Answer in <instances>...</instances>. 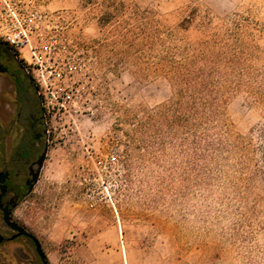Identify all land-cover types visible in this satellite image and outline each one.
<instances>
[{
  "label": "rangeland",
  "instance_id": "1",
  "mask_svg": "<svg viewBox=\"0 0 264 264\" xmlns=\"http://www.w3.org/2000/svg\"><path fill=\"white\" fill-rule=\"evenodd\" d=\"M5 2L43 15L22 52L36 91L3 62L46 132L38 180L12 217L47 264H264V0ZM135 9L150 12L152 46L130 32ZM168 48L175 62L197 49L212 68L218 127L235 145L218 164L229 181L199 186L155 116L175 97ZM0 264L41 261L22 239L0 245Z\"/></svg>",
  "mask_w": 264,
  "mask_h": 264
},
{
  "label": "trees",
  "instance_id": "2",
  "mask_svg": "<svg viewBox=\"0 0 264 264\" xmlns=\"http://www.w3.org/2000/svg\"><path fill=\"white\" fill-rule=\"evenodd\" d=\"M125 9L121 4L120 10L124 12ZM148 14L150 12L147 10H133L132 19L135 25L130 32L135 38L146 40L147 43L150 41L152 46L159 38L156 28L143 35V28L149 24L145 22ZM122 37L125 39L126 36L122 34ZM135 45L133 42L132 46ZM172 52L170 48L167 49L171 60H168L163 69L174 87L175 97L169 104L161 107L155 116L171 128L170 147L186 159L187 170L191 175L195 173L196 182L207 189L214 185L216 179L229 181L218 164L229 159L235 145L218 127V98L214 96L216 82L212 77V68H208L210 71L204 69L208 67L205 63L199 66L200 56L197 49L196 52L184 56L180 62L172 59V55H169ZM257 171V174L264 175Z\"/></svg>",
  "mask_w": 264,
  "mask_h": 264
},
{
  "label": "flooded vegetation",
  "instance_id": "3",
  "mask_svg": "<svg viewBox=\"0 0 264 264\" xmlns=\"http://www.w3.org/2000/svg\"><path fill=\"white\" fill-rule=\"evenodd\" d=\"M7 53L10 55L0 44V245L26 239L37 253L33 240L13 229L16 226L26 230L12 216L38 180L47 152L46 132L35 98L24 91L21 78L3 62ZM19 65L35 89L31 76ZM6 211L12 226L5 220Z\"/></svg>",
  "mask_w": 264,
  "mask_h": 264
},
{
  "label": "built area",
  "instance_id": "4",
  "mask_svg": "<svg viewBox=\"0 0 264 264\" xmlns=\"http://www.w3.org/2000/svg\"><path fill=\"white\" fill-rule=\"evenodd\" d=\"M28 5L30 6L24 9L5 2V7L0 11V44L24 68V62L29 63V60L22 52L31 48L32 35L43 19V15L33 7L32 2H28ZM25 70L28 73L26 68Z\"/></svg>",
  "mask_w": 264,
  "mask_h": 264
},
{
  "label": "water",
  "instance_id": "5",
  "mask_svg": "<svg viewBox=\"0 0 264 264\" xmlns=\"http://www.w3.org/2000/svg\"><path fill=\"white\" fill-rule=\"evenodd\" d=\"M44 158H45V155H44L43 159ZM5 220L10 226H12V224L10 223V220H9V213L7 211L5 212ZM12 227L14 230L18 231L19 235H24V236L33 240V242L36 246L37 253L42 260V263L47 264L45 257H44V253H43L41 245H40V242L32 234L28 233L26 230H24L20 227H16V226H12Z\"/></svg>",
  "mask_w": 264,
  "mask_h": 264
}]
</instances>
